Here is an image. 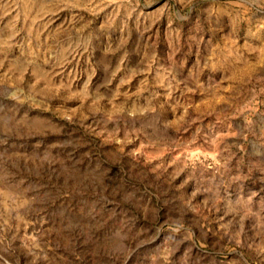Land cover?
Segmentation results:
<instances>
[{
  "label": "rangeland",
  "instance_id": "obj_1",
  "mask_svg": "<svg viewBox=\"0 0 264 264\" xmlns=\"http://www.w3.org/2000/svg\"><path fill=\"white\" fill-rule=\"evenodd\" d=\"M0 264H264V0H0Z\"/></svg>",
  "mask_w": 264,
  "mask_h": 264
}]
</instances>
